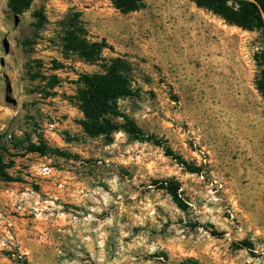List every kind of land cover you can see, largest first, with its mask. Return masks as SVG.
Instances as JSON below:
<instances>
[{
    "label": "rangeland",
    "instance_id": "1",
    "mask_svg": "<svg viewBox=\"0 0 264 264\" xmlns=\"http://www.w3.org/2000/svg\"><path fill=\"white\" fill-rule=\"evenodd\" d=\"M9 1L0 264H264V31L193 0L131 13L112 0H30L19 12ZM76 23L107 43L103 58L131 63L118 110L158 142L84 132L77 81L101 68L70 48Z\"/></svg>",
    "mask_w": 264,
    "mask_h": 264
},
{
    "label": "trees",
    "instance_id": "2",
    "mask_svg": "<svg viewBox=\"0 0 264 264\" xmlns=\"http://www.w3.org/2000/svg\"><path fill=\"white\" fill-rule=\"evenodd\" d=\"M30 0H10L9 6L15 11H21ZM198 6L204 7L222 16L227 22L237 24L248 29H262L264 31V0H239L237 10L229 7L231 0H193ZM114 6L123 13H131L143 9L146 0H112ZM82 23V21H79ZM76 29L71 32L68 39L70 48L77 52L81 58L91 64L100 66L101 71L96 73H84L80 76L76 101L79 109L84 115L80 124L84 132L91 137L105 135L110 137L114 132L123 129L135 139H154V136L145 135L134 121L128 119L118 110V99L133 94L132 91V67L131 63L123 58L117 57L107 60L102 57V50L107 43L90 42L86 33L78 24L70 25ZM73 34V35H72ZM122 117L126 123L119 124L113 118ZM166 154L188 171L199 172L200 168L190 165L186 160L176 155L166 147ZM1 160V159H0ZM1 163V161H0ZM0 173L4 174L0 165ZM164 188L178 191L180 185L174 181L163 183Z\"/></svg>",
    "mask_w": 264,
    "mask_h": 264
}]
</instances>
